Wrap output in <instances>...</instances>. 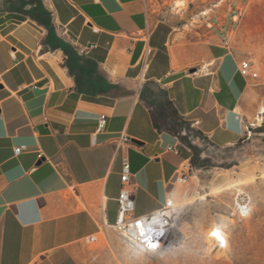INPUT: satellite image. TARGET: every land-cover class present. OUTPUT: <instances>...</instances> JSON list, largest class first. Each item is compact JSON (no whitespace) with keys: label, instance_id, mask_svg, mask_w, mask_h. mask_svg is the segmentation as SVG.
<instances>
[{"label":"crops","instance_id":"crops-1","mask_svg":"<svg viewBox=\"0 0 264 264\" xmlns=\"http://www.w3.org/2000/svg\"><path fill=\"white\" fill-rule=\"evenodd\" d=\"M232 19L181 41L145 0H0V264H134L121 239L100 244L123 157L136 215H147L173 195L193 147L223 150L246 134L255 103L240 73L249 59L223 35ZM121 133L132 142L118 149Z\"/></svg>","mask_w":264,"mask_h":264},{"label":"rangeland","instance_id":"rangeland-1","mask_svg":"<svg viewBox=\"0 0 264 264\" xmlns=\"http://www.w3.org/2000/svg\"><path fill=\"white\" fill-rule=\"evenodd\" d=\"M148 6L157 20L173 27L174 36L181 41L199 37L198 32L208 27L200 16L203 11L208 13L207 18L215 19L226 17L229 12L232 23L223 35L232 48L246 55L259 77L251 79L255 106L246 117L245 136L230 148L208 147L205 153L200 151L190 160L188 182L169 186L172 191L178 185L185 187L184 195L207 194L204 199L178 209L182 231L175 232V240L184 242L188 249L157 260L133 254V263L264 264V113L260 114L264 107V0H148ZM228 176L240 180L243 192L234 188L211 194V188ZM238 195H248L254 205L243 223L232 217ZM216 223L225 231L227 248L206 256V237ZM100 236V244L109 246L104 235ZM114 237L120 239L112 233L111 240Z\"/></svg>","mask_w":264,"mask_h":264},{"label":"built area","instance_id":"built-area-1","mask_svg":"<svg viewBox=\"0 0 264 264\" xmlns=\"http://www.w3.org/2000/svg\"><path fill=\"white\" fill-rule=\"evenodd\" d=\"M145 1L148 2V0ZM207 15L208 13L203 11L200 16H202V19L211 22L212 18H207ZM92 30L95 33L99 32L95 27H92ZM150 53L151 51H148L144 57L145 64H148ZM240 73L245 78L255 79L259 77L258 73L253 69L252 62L248 60L241 62ZM107 122L108 116L102 114L99 117L97 133H101L106 129ZM131 142V138L126 133H121L114 141L118 149H122L123 145L130 144ZM27 149V145L18 146L14 149V154L19 156L27 151ZM168 151L179 153L177 147H168ZM132 176L131 161L129 156L126 155L122 159V187L117 198V218L115 223L111 224L108 222L106 216L103 215L101 232L105 235L108 242L111 241V233H116L131 251L133 250L151 260L164 258L171 253L177 244L174 229L176 214L173 212L172 203L167 200L162 208L150 214L136 215V190L132 186ZM188 179L189 176L185 173L177 176L174 182L186 183ZM253 207L252 199L248 195H238L232 209L233 220L237 223H243L252 214ZM213 233L216 232L212 231L210 235L216 239L217 244L219 246H225V238L220 233L218 235H213ZM84 241L88 245H93L99 241V235L88 236ZM153 243L157 247H151Z\"/></svg>","mask_w":264,"mask_h":264},{"label":"bare ground","instance_id":"bare-ground-1","mask_svg":"<svg viewBox=\"0 0 264 264\" xmlns=\"http://www.w3.org/2000/svg\"><path fill=\"white\" fill-rule=\"evenodd\" d=\"M262 113H264V107L262 108V111L260 114H262ZM257 119L260 122L261 116H259ZM240 185H241L240 180L233 179L231 176L224 177L223 179H221V181L219 182L218 185L211 188V194L215 193L219 190H231L234 188L237 189L239 191V193H241V192H243V190L240 188ZM184 190H185V187L178 185L176 187L175 191L173 192V195L169 198V201H171V203H172L173 212L176 214V219H175V223H174L175 232L176 231H178V232L182 231V224L180 223V220L178 219V215H177L178 209L185 207L189 204H192L199 199H204L207 196L206 193H197L195 195H186V194L184 195V193H183ZM212 231H214L216 233H220V235L225 238L224 229L219 224H217V223L214 224L211 228V231L208 233V235L206 237L207 248L204 252V255H206V256L215 253V251L221 252L223 249L227 248V242H226L225 246H219L217 244L216 239L210 235V233ZM104 237H105V235H104ZM100 238H101V236H100ZM105 239L107 240L106 237H105ZM225 240H226V238H225ZM109 244H111V241H109ZM184 249H188V247H186L184 242H179L172 249L171 253L178 251V250H184ZM132 253H134L135 255H141V254L136 253L133 250H132Z\"/></svg>","mask_w":264,"mask_h":264},{"label":"trees","instance_id":"trees-1","mask_svg":"<svg viewBox=\"0 0 264 264\" xmlns=\"http://www.w3.org/2000/svg\"><path fill=\"white\" fill-rule=\"evenodd\" d=\"M168 105H170V103H168ZM168 109H169V107H168ZM170 115H171V121L169 123L170 126L167 127V129L177 133L178 132V128H182L184 123H183V121H181L178 118V113L174 109H172ZM154 123L159 129H161V124L159 123V120L157 118H155ZM199 152L200 151L196 147H193V156H195ZM192 160H193V158H192Z\"/></svg>","mask_w":264,"mask_h":264},{"label":"snow or ice","instance_id":"snow-or-ice-1","mask_svg":"<svg viewBox=\"0 0 264 264\" xmlns=\"http://www.w3.org/2000/svg\"><path fill=\"white\" fill-rule=\"evenodd\" d=\"M213 235H218V233H213ZM151 247L155 248V247H157V245L153 243V244L151 245Z\"/></svg>","mask_w":264,"mask_h":264},{"label":"water","instance_id":"water-1","mask_svg":"<svg viewBox=\"0 0 264 264\" xmlns=\"http://www.w3.org/2000/svg\"><path fill=\"white\" fill-rule=\"evenodd\" d=\"M136 143H140L139 141H137V140H134Z\"/></svg>","mask_w":264,"mask_h":264},{"label":"clouds","instance_id":"clouds-1","mask_svg":"<svg viewBox=\"0 0 264 264\" xmlns=\"http://www.w3.org/2000/svg\"><path fill=\"white\" fill-rule=\"evenodd\" d=\"M183 5H181V7H182Z\"/></svg>","mask_w":264,"mask_h":264}]
</instances>
